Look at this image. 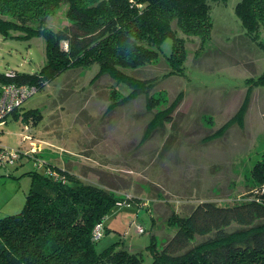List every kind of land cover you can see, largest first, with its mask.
Masks as SVG:
<instances>
[{"label":"rangeland","instance_id":"rangeland-1","mask_svg":"<svg viewBox=\"0 0 264 264\" xmlns=\"http://www.w3.org/2000/svg\"><path fill=\"white\" fill-rule=\"evenodd\" d=\"M240 1L213 4L211 38L204 45L200 38L186 43L187 75L162 78L148 92L125 98L109 76H96L94 64L67 70L26 99L17 116L0 123V146L21 153L13 163L0 162V218L25 204L33 179L28 171L36 170L28 155L33 142L41 146V160L73 167L85 182L111 176L119 182L117 194L133 196L139 215L131 207L111 212L96 247L123 239L142 249L144 264L152 261L146 249L152 232L159 248L172 235L173 214L187 215L201 200L243 199L256 183L250 169L264 152V85L249 92L245 81L264 74V51L244 34L235 14ZM66 7L50 18V27L65 25ZM164 46L168 52L170 40ZM46 61L43 36L25 41L0 34V73H33ZM170 68L160 58L126 72L147 79ZM36 109L42 118L33 125L24 113ZM158 113L169 117L150 128ZM37 171L45 174L46 166ZM150 213L155 226L140 234L139 225L150 227Z\"/></svg>","mask_w":264,"mask_h":264},{"label":"trees","instance_id":"trees-1","mask_svg":"<svg viewBox=\"0 0 264 264\" xmlns=\"http://www.w3.org/2000/svg\"><path fill=\"white\" fill-rule=\"evenodd\" d=\"M227 1L0 0L3 38L27 41L43 36L47 58L33 73H0V86L25 85L36 93L69 69L97 64L96 76H109L125 98L148 92L162 78L187 75V41L200 38L204 45L214 27L213 4ZM63 4L67 22L61 28L50 27V18ZM235 14L245 36L264 51V0H241ZM160 58L171 67L163 75L144 79L126 72ZM245 82L250 92L253 85H264V74ZM162 115L158 113L149 127H155ZM41 118L38 109L24 113V120L33 125ZM44 162L45 174L35 167L28 171L33 179L22 210L0 218V264H144L142 249L128 247L123 239L101 251L96 247L111 212L131 207L139 215L133 196L117 194L119 182L111 176L102 175L101 183L85 182L73 167ZM250 173L256 183L243 199L226 204L201 200L187 215L173 214L169 223L176 227L161 248L152 232L146 247L151 264H264V152ZM150 215L149 229L139 225L140 234L154 228Z\"/></svg>","mask_w":264,"mask_h":264},{"label":"built area","instance_id":"built-area-1","mask_svg":"<svg viewBox=\"0 0 264 264\" xmlns=\"http://www.w3.org/2000/svg\"><path fill=\"white\" fill-rule=\"evenodd\" d=\"M9 74V73H8ZM36 89L34 87H29L25 85H17L13 83H4L0 86V123L5 121L15 110H17L26 99L34 94ZM29 128V126L27 127ZM32 150L30 151V158L32 157L34 161L35 168L43 167L45 163L39 157L37 153L41 151V146L32 143ZM33 154V156H31ZM31 158V159H32ZM21 159V153L18 151L10 152L6 148L0 146V162L1 163H13ZM140 231H143L140 228ZM99 234H96L98 237Z\"/></svg>","mask_w":264,"mask_h":264},{"label":"crops","instance_id":"crops-1","mask_svg":"<svg viewBox=\"0 0 264 264\" xmlns=\"http://www.w3.org/2000/svg\"><path fill=\"white\" fill-rule=\"evenodd\" d=\"M33 162V161H32ZM56 166V165H55Z\"/></svg>","mask_w":264,"mask_h":264}]
</instances>
